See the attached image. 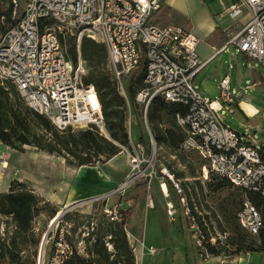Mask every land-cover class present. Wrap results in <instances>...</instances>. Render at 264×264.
Here are the masks:
<instances>
[{
    "label": "built area",
    "instance_id": "1",
    "mask_svg": "<svg viewBox=\"0 0 264 264\" xmlns=\"http://www.w3.org/2000/svg\"><path fill=\"white\" fill-rule=\"evenodd\" d=\"M162 4V0H27L22 16L0 36V81L11 83L24 104L58 131L94 129L109 140L96 90L82 83L86 66L80 52L84 38L104 45L107 70L124 99L126 80L143 71V86L135 95V103L146 133L141 139L132 138L129 110L128 145L120 146L128 172L122 183L104 197L122 194L138 182L149 189L156 180L162 189L168 178L184 216L193 221L179 183L165 170H155L157 145L146 113L152 100L160 98L186 108L184 114L174 118L183 133L180 151L198 157L204 179L214 175L242 192L236 222L249 236L256 237L264 228V220L248 194L264 198V147L257 149L247 135L223 123L219 115L223 105L233 114L236 103L227 77L218 84L222 105L198 92L194 79L209 59L202 60L196 53L199 40L192 33L173 23H157ZM244 12L247 21L228 35L220 50L232 45L264 69V0H236L222 15L234 21ZM59 36L73 39L75 63ZM4 163H0L1 169L6 168ZM163 193L167 196L166 190ZM176 210L173 203H166L168 216ZM103 212L111 222L122 219L117 209L104 208ZM191 228L199 256L209 258L202 232L194 223ZM128 244L134 252L136 246L130 239ZM72 252L63 232H59L48 254L39 251L36 264H63ZM148 252L154 254L155 249L150 247ZM259 253L260 264H264V247Z\"/></svg>",
    "mask_w": 264,
    "mask_h": 264
},
{
    "label": "trees",
    "instance_id": "2",
    "mask_svg": "<svg viewBox=\"0 0 264 264\" xmlns=\"http://www.w3.org/2000/svg\"><path fill=\"white\" fill-rule=\"evenodd\" d=\"M12 10V4L5 10L0 7V35L18 20H12ZM59 38L61 43H64L60 36ZM65 46L71 61L75 63L76 50L73 39L68 38ZM80 52L85 66L95 67L88 76H83L82 83L85 86L92 85L96 90L109 140L100 136L94 129L72 132L71 128H67L64 131H58L44 116L24 104L11 83L0 81L1 144L17 151H22L23 146H29L48 155L56 154L64 158L67 165L75 168L94 167L97 163H105L120 153V146L128 145L127 115L129 110L136 115L133 109L134 107L137 109L138 106L135 103V95L143 86V71H136L130 77L125 87L126 99H124L117 91L109 72L105 68H98L104 61L106 66L104 45L84 38L81 41ZM127 103L130 105L129 108ZM185 112L186 108L179 104L167 103L160 98L152 100L146 113V119L156 145L173 152L180 151L179 146L183 133L176 126L174 118L176 114ZM137 115L141 116V112ZM209 178L211 179L208 186L214 191L233 187L214 175L210 174ZM235 190L236 193L231 197L226 196L217 208L222 221L218 228L225 238V245L204 244L209 256H220L222 252L227 251L226 245L233 248V252L230 253L233 256L260 252L264 247V228L258 236L251 237L237 224L235 216L240 207L242 192L238 188ZM248 197L264 220V198L256 194H248ZM47 207H49V202L22 182L13 181L7 191L0 192V218H5L4 224H10L12 227L9 235H7L8 232L6 235H0V261H6L8 264H36V261L34 263L22 259L21 252L28 243L33 246L40 243L33 232L34 218L46 212L50 220L56 216L58 210L50 208L48 211ZM190 208L192 210V206ZM117 211L121 214L120 222L109 221L103 212L100 213L95 225L91 226V223L87 222V229H91V232L83 239L85 242L83 253H79L71 242L80 225L75 222L70 230L71 235L64 234L73 252L63 264H135V257L129 247L125 232L129 209H118ZM190 215L192 218L197 217L199 222V217L193 211H190ZM212 217L217 222L216 214ZM62 218L65 222L68 221V213ZM187 220L191 226L189 218ZM198 225L201 227L200 222Z\"/></svg>",
    "mask_w": 264,
    "mask_h": 264
},
{
    "label": "rangeland",
    "instance_id": "3",
    "mask_svg": "<svg viewBox=\"0 0 264 264\" xmlns=\"http://www.w3.org/2000/svg\"><path fill=\"white\" fill-rule=\"evenodd\" d=\"M14 1L15 4L13 0H0V7L5 10L12 4V20H17L22 16L27 0ZM67 39L68 38L65 37L63 40L64 45ZM94 68L95 67L89 68L86 66L85 75L88 76ZM98 68H105V70L108 71L105 66V61L100 64ZM214 68H217L216 73H218V78L212 76V74H216L213 71ZM226 74L230 82V93L253 106L256 112L243 113L233 105L232 109L234 113L231 114L223 105L219 115L227 127L240 134L247 135L251 145L260 149L264 147V69H262L261 65L256 60L242 55L234 46L230 45L220 52L206 68H203L201 73L196 77L194 86L207 100H217L219 104L222 105L218 84ZM129 79L126 80L125 84L128 83ZM128 106L130 107L129 104L127 107ZM242 106L250 112L254 110L248 105L244 104ZM133 109L136 115L132 113L130 133L132 138L137 140L140 136L146 137V133L142 118L140 115H137L140 114V108L137 106V109L136 107ZM71 130L74 132L79 129L72 128ZM114 158L115 159L106 167H104V165L107 162L97 163L93 167L95 169L86 170L75 177L77 168L67 165L65 159L61 156H57L56 154L48 155L29 146H23L22 151H17L0 143V163L4 161L6 162L4 167L7 166L4 169H1L0 166V192L7 191L13 181L25 183L32 191H34L33 186L39 185V187H43L46 185L45 188L51 192V183L55 182V184H57V187L54 186L53 188V190L58 193V199H55L57 205H55L56 203L44 200L49 202V207H47L46 210L49 211L50 208H54L58 210V212H62V214L51 226V220L47 212L35 217L32 223L35 238L40 240L39 245H41L43 236L46 234L41 252L45 254L50 252L59 232H63V234H68V236H70V230L73 228L75 222L80 223V225L76 229L71 242L75 245L79 253L84 252L85 242L83 239L91 232V229H87V222H90L91 226L95 225L99 220L98 217L100 213L103 212L104 208H108L105 207V197H95L110 194L109 189L96 192L98 189L95 188V186L98 185L101 178L105 177V171L116 169L120 172L123 169L126 170L124 154L120 153ZM201 165L202 162L193 154L183 153L179 150L173 152L163 146H157L155 170L157 172L165 170L170 178L179 183L189 212L193 211L194 214L199 217L202 228L198 225L199 222L197 221V217L194 216L193 221L191 222L190 220V222L191 225L194 223L202 232L204 236L203 245L210 243L215 246H222L225 245V238L220 234L218 228L219 223L222 224V221L217 208L218 204L222 202L226 196L231 197L232 194L236 193V190L233 187H225L217 191L212 190V187L210 188V186H208L209 180L211 179L209 178L210 175H208L207 179H204ZM92 171L95 173H91ZM74 178H76L75 182ZM28 179L32 180L36 185L28 183L26 181ZM165 181H168V178H166ZM71 183H73L76 197L81 196V198L67 204L68 196L71 191ZM88 184H93L94 187ZM90 187L94 190L92 191ZM118 196L119 194H114L108 197V201ZM190 206H192V210ZM178 208L181 209L179 203ZM180 212L182 213L181 210ZM66 213H68L69 219L65 222L62 217ZM213 214H216L217 222L214 221L212 217ZM5 220V218H0V235L2 236L3 234L6 235V232H8L7 235H9V232L12 231L10 224H4ZM193 236L196 245L194 231ZM39 245L33 246L28 243L24 246L21 252L22 259L35 263L39 255ZM225 248L227 251L222 252L219 257H232L233 255H230V253L233 252V248L227 245ZM135 254L139 258V252H135ZM0 262L8 264L6 261Z\"/></svg>",
    "mask_w": 264,
    "mask_h": 264
},
{
    "label": "crops",
    "instance_id": "4",
    "mask_svg": "<svg viewBox=\"0 0 264 264\" xmlns=\"http://www.w3.org/2000/svg\"><path fill=\"white\" fill-rule=\"evenodd\" d=\"M162 1V8L156 17L157 23L159 25L173 23L192 33L199 40L196 46V53L202 60L209 59L206 66L209 65L220 52L226 49L225 47L220 50L227 41L228 35L238 30L248 19L246 12L234 21L222 15L223 10L230 4L236 2V0ZM206 66L204 68H206ZM216 70L217 68H214L213 71L216 73ZM212 76L218 78V73L212 74ZM224 76L228 78L227 74ZM196 77L194 79V85ZM234 96L236 97L234 106L237 107L238 110L243 113L256 112L253 106L242 101L236 95ZM244 104L253 108V112L244 108L242 106ZM114 159L115 158H112L107 161L104 167L110 164ZM125 167L126 170L123 169L120 172L116 169L105 171V177L101 178L99 183L97 182L98 185L96 184L97 186H95V188L98 189L96 192L108 189L111 192L117 188L128 172L127 166ZM89 169L95 168L87 166L77 168L75 177ZM91 173L95 172L92 171ZM75 179L76 178H74V182ZM26 181L36 185L30 179ZM73 183L70 185L71 191L68 196L67 204L81 198V196L76 197ZM88 185L94 187L93 184ZM45 186L46 185L43 187H39V185L33 186L34 192L41 198L56 203L55 205H57L55 199H58V193L53 190L54 186L57 187V184H55V182L51 183V192H49ZM91 189L92 191L94 190L93 188ZM164 190H166L167 196L164 195ZM103 197L104 195L95 198ZM178 198L179 196L172 189L170 182L166 181L161 189L159 183L153 180L149 189L146 188L144 182H138L128 188L124 193L119 194L117 198L109 201L108 198L106 199L105 207L109 209H129V219L125 232L127 240L130 239V242L136 246L133 252L135 264H260L261 255L259 252L243 253L232 257L210 256L207 259L201 258L199 256V249L194 243L193 230L191 226H189L183 211L178 208ZM167 202L173 203L177 208L175 214L171 217L168 216L166 212ZM150 247L155 249L154 254L148 252ZM135 252H139V258L136 256Z\"/></svg>",
    "mask_w": 264,
    "mask_h": 264
},
{
    "label": "water",
    "instance_id": "5",
    "mask_svg": "<svg viewBox=\"0 0 264 264\" xmlns=\"http://www.w3.org/2000/svg\"><path fill=\"white\" fill-rule=\"evenodd\" d=\"M61 214H62V212H59V213L56 214L55 218L50 222V226L57 221V219L60 217ZM45 238H46V234L43 236V239H42V242H41V245H40V250H39L40 253L42 251Z\"/></svg>",
    "mask_w": 264,
    "mask_h": 264
},
{
    "label": "bare ground",
    "instance_id": "6",
    "mask_svg": "<svg viewBox=\"0 0 264 264\" xmlns=\"http://www.w3.org/2000/svg\"><path fill=\"white\" fill-rule=\"evenodd\" d=\"M92 101H93V99H92ZM213 105H214V106H217V104H216V103H214ZM4 164H5V163H4ZM58 213H59V212H58ZM54 218H55V217H54ZM54 218H53V219H54ZM53 219H52V220H53ZM52 220H51V221H52Z\"/></svg>",
    "mask_w": 264,
    "mask_h": 264
}]
</instances>
